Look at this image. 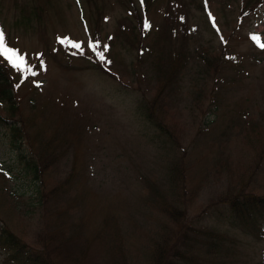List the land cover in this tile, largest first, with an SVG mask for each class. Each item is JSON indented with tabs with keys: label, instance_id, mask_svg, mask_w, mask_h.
<instances>
[{
	"label": "rangeland",
	"instance_id": "1",
	"mask_svg": "<svg viewBox=\"0 0 264 264\" xmlns=\"http://www.w3.org/2000/svg\"><path fill=\"white\" fill-rule=\"evenodd\" d=\"M143 2L0 0L25 61L0 55L23 79L12 117L0 102V220L55 264H150L178 230L184 264H264V213L225 218L230 196L264 198V0Z\"/></svg>",
	"mask_w": 264,
	"mask_h": 264
},
{
	"label": "trees",
	"instance_id": "2",
	"mask_svg": "<svg viewBox=\"0 0 264 264\" xmlns=\"http://www.w3.org/2000/svg\"><path fill=\"white\" fill-rule=\"evenodd\" d=\"M205 60L206 58L202 56ZM207 61V60H206ZM171 66V64H170ZM8 67L6 63L0 60V102L5 101L8 103V107L6 109V113L9 117L14 115L16 111V106L12 102L13 99V91L16 88V82L12 79L10 82V78L8 76ZM154 109V104H153ZM154 110L146 116L150 120L153 118ZM2 116L0 117V121H5ZM161 126L162 122L159 121ZM160 124H155V127H160ZM21 127L15 128L11 127V140L15 147H18V144L21 142L18 139V129ZM42 158L35 154V158L25 159L24 165L27 173L32 176V178L39 179L42 173L43 164ZM171 173L173 175L174 180L177 182L181 181L182 175V167L180 165H175L171 168ZM177 182V184H178ZM182 184V181H181ZM50 195V194H49ZM47 197V195L45 196ZM240 199H236L233 196L228 198V206L229 211L227 212L226 217L233 218L239 221H256L254 220L257 216H260L264 213V198H255L251 196L238 195ZM173 206V205H171ZM171 209V207H170ZM168 207L166 211L170 210ZM180 209V208H179ZM173 206V212L170 213V217L173 222H179V220H175V213L180 215V218L184 216V210ZM0 224L2 221L0 220ZM180 228H185L183 225H180ZM170 230H172L170 228ZM177 235L174 240H171V235L163 234L161 241L158 243H154V246L151 247V259L150 264H184L187 260L188 254L192 255L193 252L192 247L196 240H185L186 233L177 231ZM194 237L197 236L198 232L196 230H192L190 232ZM160 237V238H161ZM198 241V240H197ZM58 243H63L62 240H59ZM0 247L5 248L9 253L7 261L9 264H55L54 261L49 259L47 256H42L39 254L40 252L32 250L29 246L23 243L22 240L13 235V233L2 224L0 230Z\"/></svg>",
	"mask_w": 264,
	"mask_h": 264
},
{
	"label": "snow or ice",
	"instance_id": "3",
	"mask_svg": "<svg viewBox=\"0 0 264 264\" xmlns=\"http://www.w3.org/2000/svg\"><path fill=\"white\" fill-rule=\"evenodd\" d=\"M147 27V25H145ZM72 47L79 48V44H73ZM264 47V45H262ZM0 55H3L10 61L13 67L20 68L24 66V58L22 56H18L14 49L7 47L5 43V34L3 31H0ZM101 59L103 56L101 55Z\"/></svg>",
	"mask_w": 264,
	"mask_h": 264
}]
</instances>
